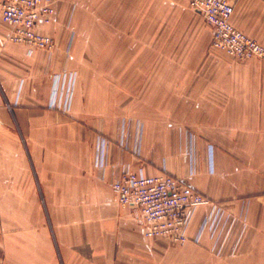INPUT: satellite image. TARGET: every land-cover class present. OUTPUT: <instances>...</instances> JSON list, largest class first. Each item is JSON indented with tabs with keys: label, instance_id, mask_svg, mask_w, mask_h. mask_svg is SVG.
I'll return each mask as SVG.
<instances>
[{
	"label": "crops",
	"instance_id": "obj_1",
	"mask_svg": "<svg viewBox=\"0 0 264 264\" xmlns=\"http://www.w3.org/2000/svg\"><path fill=\"white\" fill-rule=\"evenodd\" d=\"M230 1L234 26L264 46V0ZM90 6L56 0L43 27L53 55L10 42L0 16V264H264V58L238 61L213 48L212 29L188 0ZM84 11L101 36L93 51L90 39L72 35L70 15ZM87 59L92 72L79 65ZM65 67L76 73L68 112L50 107L54 74ZM89 76L96 83L83 90ZM189 133L197 171L189 185L248 224L234 256L213 255L206 232L183 245L147 238L138 210L122 207L112 188L120 164L156 176L170 158L184 176ZM205 143L214 147L213 173L201 169ZM209 209L197 210L191 239Z\"/></svg>",
	"mask_w": 264,
	"mask_h": 264
},
{
	"label": "built area",
	"instance_id": "obj_2",
	"mask_svg": "<svg viewBox=\"0 0 264 264\" xmlns=\"http://www.w3.org/2000/svg\"><path fill=\"white\" fill-rule=\"evenodd\" d=\"M192 11L203 16L212 29V47L238 61L254 57L264 58V46L237 29L233 22L234 5L230 0H188ZM56 14V0H0V16L9 28V41L26 46L29 53L44 50L54 54L56 42L53 35L43 29ZM69 56V53H67ZM76 73L67 67L54 74V87L50 107L68 112L71 109ZM142 128V123L138 124ZM123 121L118 143L124 150L132 148L127 141ZM185 162L189 166L183 176L166 160L160 175L148 176L143 171H133L127 165L116 166L111 181L112 188L122 207H133L147 238H163L172 245H183L192 240L199 243L204 233L213 239L211 253L219 258L234 256L247 228L246 220L229 213L222 203L212 201L188 183L196 171V138L189 133ZM201 169L214 172V147L206 144ZM138 153V149L134 148ZM108 142H101L98 167L104 171L109 165ZM209 205L200 230L192 239L189 231L197 210Z\"/></svg>",
	"mask_w": 264,
	"mask_h": 264
},
{
	"label": "rangeland",
	"instance_id": "obj_3",
	"mask_svg": "<svg viewBox=\"0 0 264 264\" xmlns=\"http://www.w3.org/2000/svg\"><path fill=\"white\" fill-rule=\"evenodd\" d=\"M85 1H86L87 6H88L87 9L88 10L92 9L93 6H90V5H91V3H93V0H85ZM70 22H72L77 27V30L72 31V35L74 37H76L78 40H80V39H90L91 40V42H90L91 45H89V48H87V47H81L80 48V56L82 57V55L85 53V51L87 49H91L93 51L95 38H101L100 34H98V32L96 30L95 14L92 12H85L84 11L82 13L70 15ZM79 65L86 67L87 70H91V69L94 70V60H90V59L89 60L88 59L83 60L82 62H79ZM92 70L90 72H92ZM87 73L89 75V71H87ZM102 80L106 83V85L109 86L111 84L112 79L111 78H104ZM80 83H81L80 86L83 87V90H85L86 88L90 89L91 87H93L95 85L96 79L94 77H91V76L84 77V78H81ZM78 86H79V83H78ZM80 86H79V89L81 88Z\"/></svg>",
	"mask_w": 264,
	"mask_h": 264
}]
</instances>
